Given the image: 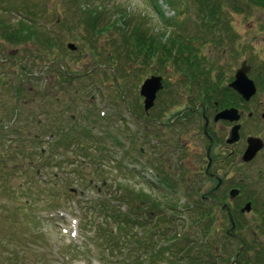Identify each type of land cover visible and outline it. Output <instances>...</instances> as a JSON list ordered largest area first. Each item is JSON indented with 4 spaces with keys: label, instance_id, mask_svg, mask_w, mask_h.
Here are the masks:
<instances>
[{
    "label": "rangeland",
    "instance_id": "obj_1",
    "mask_svg": "<svg viewBox=\"0 0 264 264\" xmlns=\"http://www.w3.org/2000/svg\"><path fill=\"white\" fill-rule=\"evenodd\" d=\"M173 1L176 8L170 0H157V8L151 0H0L2 24L18 28L24 23L58 40L57 47L46 45L44 49L32 40L10 44L0 36V264H103L98 256L103 243L95 239L96 226L107 228L117 237L120 232L118 222L109 220L100 207L105 204L113 206L115 211L127 212L133 204L128 201L132 190V194L143 192L158 206L161 204L169 223L157 217L158 209H137L135 213L141 218L134 221L136 226L132 233L136 237L131 239V246L124 240L118 243L114 256L119 259L129 257L128 252L137 247L143 232L141 227L145 232L142 241H147L145 237L148 239L145 244L149 250L146 251L153 257L150 264H191L187 254L190 249L202 258V262L196 264H228L229 256L232 260L243 241L247 244L243 249L252 246V251H247L248 256L256 252L255 244L259 248L264 246V177L260 185L253 187L258 190L254 203H247L248 210L247 204L242 207L244 214L238 216L239 224L238 213L231 214L228 208L238 205L239 200L229 201L227 178L232 187L237 184V178L244 180L243 173L254 176L257 168L264 169V148L262 154H257L258 160L254 158L246 166L237 162L236 156L243 148L237 145L239 132L237 140L230 143L229 162L226 153L220 152L218 146L215 148V155L224 162L216 168L221 171L215 173L219 179L211 194L218 205L209 206L211 212L207 217L206 206L203 207L199 198L206 190L204 184L201 183L203 188L198 187L199 195L195 200L184 195L190 187L188 183L187 188L178 191L165 193L157 189V192L148 186V179L142 175L148 173L147 162L151 159L148 135L152 133L161 139V151L163 138L169 135L159 123L152 126L140 120L146 116L141 109L139 89L151 76L162 77L163 91L148 111L153 112L156 120L167 122L162 112L167 96H172L179 85L202 86L197 84L199 80L211 87V92L216 90L215 96L219 92L222 97L228 95L229 103L216 98L221 107L229 105V110L234 109L230 107V100H239L240 95L229 86L235 81L236 71L245 64L251 67L248 77L257 87L249 109L255 113L260 109L264 116V5L250 0H221L224 8L204 26L205 15L197 0ZM215 3L217 0H207V4ZM93 6L107 10L105 31L101 34L88 30L84 10ZM122 22L131 28L142 26L150 35L165 33L163 42L167 43L174 35L186 37L184 42L199 52L195 64H190L192 74L182 62L174 68L172 61L160 63L157 56L146 63L129 55V52L136 55L137 51L135 46L122 43ZM171 22L175 23L172 27L168 25ZM68 43H73L77 49L71 52L66 48ZM191 80L197 81L196 84ZM188 96L189 92L182 100ZM104 103L105 110L102 109ZM103 111L105 118L99 115ZM258 117L253 118L258 120ZM129 118L135 126L133 131L125 123ZM135 118H139L138 123ZM253 118H246L242 123L246 124L244 133L255 139L260 137L263 142L264 120L254 122ZM239 120L234 122L235 126L239 125ZM196 128L197 124L193 123L190 130L196 131ZM50 132L57 135L53 143L61 145L54 152L47 144L33 142L36 136L40 138ZM86 134L90 137L83 139ZM7 135L9 141L5 139ZM112 136L122 143L107 149V138ZM195 136L190 134L189 140L197 141ZM231 136L232 133L230 139ZM79 144H84V148ZM139 149L144 154L141 155ZM41 150H44L42 154ZM158 154L162 156L164 152ZM94 158L97 159L94 161ZM159 161L182 187L184 181L174 164L166 162L164 155ZM153 162L158 165V160ZM36 171L43 174L39 182H35L33 176ZM193 171L205 175L195 167ZM219 192L224 195L216 196ZM189 203L198 204L201 211L191 212ZM207 218H213V224L209 225ZM75 223H78L77 237L71 233L76 227L69 232ZM65 230L69 234H65ZM159 231L166 235L157 236ZM229 231L233 236L227 235ZM152 235H156L155 244ZM123 237L121 233L119 238ZM183 238L186 240L181 242ZM156 244L161 245V252H158L159 246L155 251ZM214 250L216 252L212 253ZM180 251L185 253L180 255ZM216 254H219L218 259H215Z\"/></svg>",
    "mask_w": 264,
    "mask_h": 264
},
{
    "label": "flooded vegetation",
    "instance_id": "obj_2",
    "mask_svg": "<svg viewBox=\"0 0 264 264\" xmlns=\"http://www.w3.org/2000/svg\"><path fill=\"white\" fill-rule=\"evenodd\" d=\"M192 83V82H191ZM202 86H194V87H178L174 90L172 96L168 97L166 101L164 100V105L162 112L166 116L167 122H160L153 117V112L149 113L146 112V119L141 121L149 122V125L154 126L155 122L159 123L163 126V129L169 131V135L164 139L161 148L159 147V143H161V139H157L155 134L150 133L149 137V145H150V153H151V164L153 163V158L156 156L158 159L162 158L163 155L165 157L166 162L174 164V167L177 170L178 176H180L181 181L182 177L185 181L189 184V188L191 190L192 199L196 200V195L198 194V187L205 185L206 190L205 192L200 195V201L205 203L206 205H218V200H215L211 195L213 192V185L217 183V178L219 176L215 173L220 172L218 166L223 165V159H220L217 155H215V148L218 146V150L220 152L224 151L226 153L227 162H229V149L232 147L229 144L230 140V133H232L233 127L236 125L234 122L231 123L230 120L220 119L217 120L216 117L219 113L224 110L229 109V105L227 107H221L220 101L217 100V96L219 100L223 98L229 103V96L222 94L215 96L214 93L216 90L211 92L210 88L206 85H203L202 81L198 82ZM197 83V84H198ZM193 84V83H192ZM196 84V83H194ZM189 92L188 98L184 101L182 100L185 97V94ZM254 98V97H253ZM252 98V100H253ZM239 100L231 101L230 104L231 108H235L239 111L240 120L237 124L240 126L239 135L240 141L237 145H242V153L236 156L237 162L240 165H247V163L243 160V155L248 147V140L252 137L251 134H245V130H247L246 124L245 126L242 124L246 118H253L256 116L258 120H264L263 112L260 109L252 112L250 110V105L252 104V100L249 102H245L241 97L238 98ZM181 100V101H179ZM179 101V102H178ZM183 101V102H182ZM183 103V104H181ZM153 109V108H152ZM151 109V110H152ZM177 110V112H173V110ZM248 109L250 111H248ZM164 120V119H163ZM258 121L257 119H254ZM193 123L197 124L196 131L192 129L190 130ZM147 129V128H146ZM166 132V131H164ZM189 132L193 136L194 134L195 139L197 141L189 140ZM159 134V132H157ZM253 138V137H252ZM260 139V137H257ZM159 140V141H157ZM262 141V138H261ZM263 148H264V141H263ZM262 150V149H261ZM160 152H164V154H157ZM219 153V152H218ZM167 154V156L165 155ZM258 156L261 153H257ZM264 154V153H263ZM160 156V158H159ZM256 160L259 158L255 157ZM156 160V159H155ZM252 161V160H251ZM198 171H203L205 175H201L198 172H194L193 168ZM248 167V166H247ZM216 169V170H215ZM168 170V169H167ZM169 176L172 175L171 171L168 170ZM193 174V177L191 176ZM242 172L239 174L241 175ZM200 175V177H199ZM207 175H209L207 177ZM243 179L237 178V184H232V187H229V178H227V182L225 184L228 185L227 190L230 192L232 189H238L239 193L234 198H229V201L239 200V204L235 207H228L230 213L233 212L237 214V221L240 223L238 216L244 214L241 213L242 207L247 203H254L255 199L257 198L258 190L254 189V186L260 185L263 182L262 178L264 177V169L257 168L255 170L254 176H248L247 174H242ZM172 179L175 178L172 176ZM221 179V178H220ZM193 180V182H192ZM177 182V180H175ZM247 181V182H246ZM249 181V182H248ZM179 183V182H178ZM202 183V184H201ZM203 188V186H202ZM230 194V193H229ZM228 194V195H229ZM221 195V192L217 193L216 196ZM224 195V192L222 193ZM221 195V196H222ZM234 199V200H233ZM229 202V203H230ZM243 202V203H242ZM208 203V204H207ZM242 203L243 205H241ZM233 204V203H230ZM225 206V205H224ZM223 206V207H224ZM225 208V207H224ZM223 210V208L221 207ZM228 210V209H227ZM228 214V213H227ZM229 216V214H228ZM228 236H233L231 232L227 233Z\"/></svg>",
    "mask_w": 264,
    "mask_h": 264
},
{
    "label": "trees",
    "instance_id": "obj_3",
    "mask_svg": "<svg viewBox=\"0 0 264 264\" xmlns=\"http://www.w3.org/2000/svg\"><path fill=\"white\" fill-rule=\"evenodd\" d=\"M154 4V7L157 8V0H151ZM171 3L173 4V8L177 7V4L173 1L170 0ZM239 1V0H236ZM253 1L256 4H260L261 6L264 5V0H250ZM198 3V5L200 6V10L202 11V13L205 15L202 19V22L207 23L208 25L210 24L211 18H215L217 16L218 13L221 12V10L224 8L223 7V3L221 2V0H217V3L215 4H207V0H197L196 1ZM212 5V6H210ZM101 9V6L99 7H89L88 9L86 8L85 11V15H86V22H87V26H88V30L92 33L95 34H101L105 31V25H106V8ZM85 17V16H84ZM206 17V18H205ZM217 21V20H216ZM124 24V25H122ZM122 30L121 31V35L123 36V41L122 43L125 46H135V50L137 51V54L135 55L132 52H129V55L135 56L137 59H142L143 61H145L146 63L152 59L153 57L157 56L159 57V62L163 63L164 61H172L173 65L175 67H178V64L182 62V64L187 65L189 68V72H191V67L190 64L192 65L193 62L195 64L196 58L199 54L198 50L193 48L192 45L185 43L184 39H182V36H176L174 35L169 41L168 43L165 41L163 42V38L165 37V33L163 34H159V35H154V34H149L146 30H144L142 28V26L139 27H129L130 25L127 23H123L122 22ZM174 22H171L170 25H174ZM206 24V26H207ZM23 27L21 28H16V26H11V25H7V24H2V22H0V36L1 38H3L4 40H6L8 43L12 44V43H22V42H26V39L28 40H33L36 44H38L40 46V48H44L46 49L47 47H45L46 45L48 46V48H52L53 45L55 47L58 46V40L54 39L52 37H50L49 35H47L45 33L44 30H38L37 27H32V26H26V25H22ZM211 29L214 28V26L210 27ZM19 32V33H18ZM126 47V48H128ZM175 52V54H174ZM174 54V55H173ZM64 77H66L67 79L69 77V75L64 74ZM111 119V118H110ZM84 139V138H83ZM35 145L37 144L36 142L34 143ZM61 145H57L56 147H60ZM43 153V151L41 150V154ZM52 154H50V158L52 161ZM48 157V158H49ZM91 157V156H90ZM97 158H94V161ZM94 163V162H93ZM81 164L83 165V162H81ZM43 175V174H42ZM133 191V190H132ZM132 191H130L128 193V197L130 198H126L125 199H129L128 201H130L131 203H133L132 205L129 206V215H123V214H119L118 212H114L112 213L111 216H107L110 219L117 221L118 225H117V230L120 232V234L117 236H114V234L112 232H108L107 228H99V233L97 235L99 240H102L103 246L99 248L100 250V261L103 262V264H146V263H151V259L153 258L152 256H148L149 252L147 253L146 250H149L148 248V244H145L146 242H148V239L145 237V240H147L146 242H143L142 239L144 238V228L141 227L142 235L139 236V242L137 243V247H135L134 249H131L128 252V256L129 257H125L122 259H119L118 256H114V254H116L118 252V248L116 247L118 245V243H122V241L124 240L126 245L131 246L133 245L131 242V239H134L136 237L135 233H132V230L134 229V227L136 226V223L134 221L139 220L141 217L135 213V211L138 209L139 211H141V209L143 211H146L148 207H150L152 209V211H155L158 209V215L157 217H162L163 220L167 221V223H169V220H166V218L164 217L163 213L161 211V204L158 206L157 202H154L150 199L149 196H146L143 194V192H141V194H132ZM126 193V192H125ZM14 194V192H13ZM127 194V193H126ZM125 197V195H124ZM136 204H138V206L136 207ZM101 210L103 211V213L105 211H107V206L105 204L102 205V207H100ZM149 209V208H148ZM166 209V208H165ZM105 215V213H104ZM106 216V215H105ZM239 224V222H238ZM142 226V225H141ZM238 228V225H237ZM163 232V230H161ZM121 233L124 235L123 238H119V236L121 235ZM159 235H166L163 233H160V231L158 232ZM156 235H152V241L153 238ZM150 235H148L147 237H149ZM165 237V236H164ZM228 238V237H227ZM186 240V238H183L181 240V242H184ZM231 240V239H229ZM138 241V240H137ZM180 241V240H179ZM224 242V240H222ZM154 242V241H153ZM156 242H154L155 244ZM153 244V245H154ZM243 244L246 246V242L243 241ZM254 244V243H253ZM113 245V246H112ZM176 245H179L176 244ZM257 245V247L254 248V250L256 251L253 255L248 256V250L251 249L252 251V246H248L247 249H243V251L241 252L240 249H238L235 253V255H233L232 260L229 256V263L228 264H234V260L236 258V255L239 254V258L240 260H238V264H261L263 263V259H264V246L255 244ZM158 246V244L155 245V251H156V247ZM165 250V248H164ZM163 250V252H164ZM162 251V247H160L159 252ZM168 252V251H166ZM216 251L214 250L212 253H215ZM155 253V252H154ZM172 253V252H171ZM185 252L180 251V255H183ZM156 254V253H155ZM165 254V252H164ZM177 254H179V252H177ZM190 259V263L191 264H196L198 261L202 262V258L198 256V252L194 251V249H190L189 252L187 253ZM151 255V254H150ZM158 256H161V253H157ZM171 255V254H170ZM173 258L177 259L175 254L172 253ZM195 255V256H194ZM211 255V254H210ZM219 254H216L215 259H218ZM221 255H225L223 253H221ZM212 257V256H210ZM140 258H144L143 262L140 261ZM217 261V260H216ZM237 263V262H236Z\"/></svg>",
    "mask_w": 264,
    "mask_h": 264
},
{
    "label": "water",
    "instance_id": "obj_4",
    "mask_svg": "<svg viewBox=\"0 0 264 264\" xmlns=\"http://www.w3.org/2000/svg\"><path fill=\"white\" fill-rule=\"evenodd\" d=\"M67 48L70 51L76 50V46L72 43H69ZM249 71L250 66L243 64V66L236 71L235 81L230 84V87L239 93L245 101H249L256 94L255 83L248 77ZM162 89V77L160 76H153L144 82L141 88V96L144 98L145 111H148L149 108L153 107L156 95ZM216 119H225L234 122L239 120V115H237L236 110L230 109L220 113ZM238 130L239 126L233 128L229 143H233L237 140ZM248 142L249 148L246 151L244 158L246 162L251 161L257 152L263 147L261 140L250 138ZM249 207L250 206L247 205L246 210H248Z\"/></svg>",
    "mask_w": 264,
    "mask_h": 264
}]
</instances>
